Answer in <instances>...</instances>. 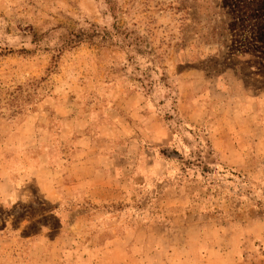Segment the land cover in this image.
<instances>
[{"label":"rangeland","instance_id":"374dc122","mask_svg":"<svg viewBox=\"0 0 264 264\" xmlns=\"http://www.w3.org/2000/svg\"><path fill=\"white\" fill-rule=\"evenodd\" d=\"M0 264H264V0H0Z\"/></svg>","mask_w":264,"mask_h":264},{"label":"trees","instance_id":"16d2710c","mask_svg":"<svg viewBox=\"0 0 264 264\" xmlns=\"http://www.w3.org/2000/svg\"><path fill=\"white\" fill-rule=\"evenodd\" d=\"M116 38V34L107 31L106 29H97V26L91 25L88 30H78L76 32H65L60 36L61 49H73L81 44L97 45L109 44L111 45ZM38 38L32 37V42L36 43Z\"/></svg>","mask_w":264,"mask_h":264},{"label":"crops","instance_id":"0c3cea01","mask_svg":"<svg viewBox=\"0 0 264 264\" xmlns=\"http://www.w3.org/2000/svg\"><path fill=\"white\" fill-rule=\"evenodd\" d=\"M81 169L83 168V165H81ZM79 166L77 165H71L68 169L69 174L71 175V185H74L75 187H81V186H85V187H89L92 186L90 185L91 183H89V179L91 178L90 174L89 176H82L79 172ZM84 170L89 171L92 170V167H87L84 166ZM92 182V181H91ZM41 187L45 188V190L47 189L48 186H46V184H41Z\"/></svg>","mask_w":264,"mask_h":264}]
</instances>
